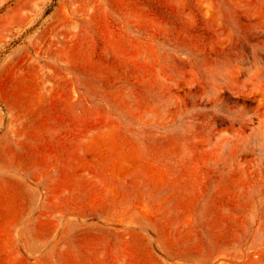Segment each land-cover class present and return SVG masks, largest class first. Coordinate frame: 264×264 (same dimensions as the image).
Returning <instances> with one entry per match:
<instances>
[{
  "label": "rangeland",
  "instance_id": "374dc122",
  "mask_svg": "<svg viewBox=\"0 0 264 264\" xmlns=\"http://www.w3.org/2000/svg\"><path fill=\"white\" fill-rule=\"evenodd\" d=\"M0 264H264V0H0Z\"/></svg>",
  "mask_w": 264,
  "mask_h": 264
}]
</instances>
